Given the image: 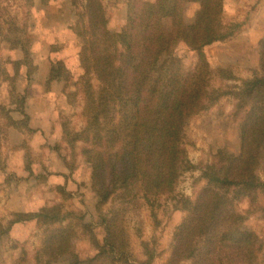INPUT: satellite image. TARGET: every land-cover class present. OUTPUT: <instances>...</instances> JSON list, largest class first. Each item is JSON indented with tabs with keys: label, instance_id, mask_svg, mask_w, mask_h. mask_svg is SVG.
Returning <instances> with one entry per match:
<instances>
[{
	"label": "trees",
	"instance_id": "obj_1",
	"mask_svg": "<svg viewBox=\"0 0 264 264\" xmlns=\"http://www.w3.org/2000/svg\"><path fill=\"white\" fill-rule=\"evenodd\" d=\"M26 1L32 6L35 0ZM189 2L199 3L191 23L184 16ZM73 3L80 8L75 30L83 40L81 90L86 123L81 130H72L64 121L63 138L73 147L78 142L84 144L82 154L91 166V188L106 231L104 241L98 240L81 211L66 210L59 203L37 211L12 212L7 227L0 226V234L30 221L42 228L34 261L23 250L21 261L27 264H55L61 259L67 264H103L101 259L110 257V264L117 258L122 264H131L121 212L128 204L139 206L141 200L154 210L159 197L176 191L182 174L196 167L184 142L186 126L194 116L232 94V115L240 120V150L219 148L201 168L206 183L195 198L176 196L185 215L173 233L169 262L264 264L263 240L257 231L244 226L248 216L237 206L244 198L256 204L264 192V180L258 173L264 161V36L260 40V69L240 86L225 90L211 85L213 69L205 54L207 46L233 38L243 26L224 21L225 0H127V22L116 32L110 29L103 0ZM167 18L172 19L171 29L165 27ZM6 23L8 33L2 30L1 34L24 53L15 62V75L9 77L15 79L22 65L29 67L30 76V40L24 27L11 20ZM180 41L198 54L191 76L184 75L176 54ZM63 69L62 61L55 62L47 85L60 81ZM225 77L235 79L232 73ZM11 81L12 95L16 87ZM25 102L24 96L11 101L17 105L14 111L23 115L21 120L13 118V109L0 104V138L10 127L33 131ZM0 167H6L1 160ZM59 189L69 196L63 186ZM108 204L119 207L104 211ZM78 228H83L98 251L87 259L72 249ZM142 243L147 259L141 264H153L154 248L148 241Z\"/></svg>",
	"mask_w": 264,
	"mask_h": 264
},
{
	"label": "rangeland",
	"instance_id": "obj_2",
	"mask_svg": "<svg viewBox=\"0 0 264 264\" xmlns=\"http://www.w3.org/2000/svg\"><path fill=\"white\" fill-rule=\"evenodd\" d=\"M103 2L110 29L114 32L121 30L127 22V0ZM198 9L199 3H186L185 20L193 22ZM79 10L73 0H35L32 6L26 0H0V100L8 96L11 104L13 99L17 101L24 96L25 108L35 115L37 130H40L36 139L33 137L35 130L30 132L23 128L21 131L25 138L18 145L10 141L11 127L6 128L0 138V158L14 161L6 171L10 180L0 184V226L6 228L12 218L11 213L17 209L38 210L59 203L66 210L81 211L102 243L106 231L96 207L97 196L91 188V166L82 154L84 144L78 142L73 147L63 138L64 121L69 123L72 130H81L86 123L81 90L85 74L80 61L83 40L75 30ZM6 20L15 21L21 28L24 27L30 40L33 60L30 76L29 67L22 65L15 79L11 78L16 73L15 62L22 59L24 53L20 47H13L1 34L2 30L8 33ZM224 21L241 22L243 26L233 38L207 46L205 54L213 69L211 85L232 90L260 69L264 0H225ZM164 24L167 29H171L172 19H165ZM176 54L184 75L191 76L198 64L197 52L180 41ZM57 61L64 63L63 77L47 85L51 67ZM221 70H225L226 74L232 73L235 79H227ZM7 78L16 87L12 95ZM0 104L10 109L17 106L11 104L12 108L9 104ZM234 105L232 94L223 96L211 109L190 120L185 129L184 142L189 158L196 167L182 174L173 194L159 197L154 210L141 200L139 206L128 204L121 212L119 222L124 230V238L129 243L127 249L132 257L131 264H141L147 259L143 241L150 242L154 248L153 264H170L173 233L185 215L179 208L176 196L195 198L206 183L201 168L212 160L219 148L235 153L240 150V120L232 115ZM30 119L31 116L28 123ZM17 172L22 177L17 176ZM258 173L264 180V161ZM33 174L35 179L30 180ZM17 177L18 180H15ZM59 186H63L69 196ZM112 205H106L104 211L109 208L117 210L119 207L118 204ZM237 206L240 212L248 216L244 226L257 231L264 243V192L259 194L256 204L244 198ZM41 234L42 228L35 221L15 224L9 233L0 234V264H27L21 261L24 249L28 252V259L34 261L35 252L41 246ZM72 249L82 259L98 252L83 228H78L77 235L73 237ZM110 258H102L101 262L110 264ZM122 263L117 258L115 264ZM55 264H67V261L61 259ZM173 264H192V261L177 260Z\"/></svg>",
	"mask_w": 264,
	"mask_h": 264
},
{
	"label": "crops",
	"instance_id": "obj_3",
	"mask_svg": "<svg viewBox=\"0 0 264 264\" xmlns=\"http://www.w3.org/2000/svg\"><path fill=\"white\" fill-rule=\"evenodd\" d=\"M10 100H9V98H8V96L6 97L5 96V98H1V100H0V103H3V104H9L10 106H12V108H13V105H11L10 104V102H9ZM14 109V108H13ZM26 112L28 113V115L29 116H31V119H30V122H29V126H30V128L34 131L33 132V137L34 138H38V135H37V133L40 131V130H37L38 129V126L36 125V122H35V118H34V116L35 115H33L32 113H30L29 112V110L26 108ZM11 115L13 116V118L14 119H16V120H21L22 118H23V115L20 113V112H18V111H12L11 112ZM0 132H1V118H0ZM9 136H10V141H11V143H15V144H21L23 141H24V138H25V134H24V132H22L21 130H19V129H17V128H14V127H11L10 129H9ZM0 160H2L1 158H0ZM5 164H6V167H5V169H2L1 167H0V184L1 183H4V182H6V180L8 179V180H10L9 178H7L8 177V175H7V170H8V168L12 165V163H14V161L12 160V159H7V160H2ZM33 166V165H32ZM34 169V168H33ZM19 170V169H18ZM17 171V170H16ZM19 172V171H18ZM17 172V176H19V177H22L19 173ZM33 176H35L34 174L33 175H30V180H32L34 177ZM35 179V178H34ZM14 180V179H13ZM15 180H18V177L17 178H15ZM19 210L20 211H36L37 209H35V208H29V209H17L15 212H19ZM20 223H18V224H16V225H19Z\"/></svg>",
	"mask_w": 264,
	"mask_h": 264
}]
</instances>
